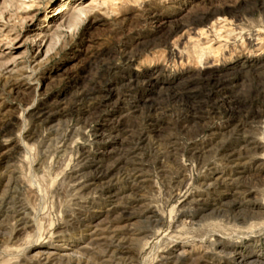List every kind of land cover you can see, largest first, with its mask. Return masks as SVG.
I'll return each mask as SVG.
<instances>
[{
  "label": "rangeland",
  "instance_id": "rangeland-1",
  "mask_svg": "<svg viewBox=\"0 0 264 264\" xmlns=\"http://www.w3.org/2000/svg\"><path fill=\"white\" fill-rule=\"evenodd\" d=\"M0 264H264V0H0Z\"/></svg>",
  "mask_w": 264,
  "mask_h": 264
},
{
  "label": "bare ground",
  "instance_id": "bare-ground-1",
  "mask_svg": "<svg viewBox=\"0 0 264 264\" xmlns=\"http://www.w3.org/2000/svg\"><path fill=\"white\" fill-rule=\"evenodd\" d=\"M63 9H64V8H62L60 5L56 7V11H57V12H60V11H62ZM78 11H79V13H81V14H82V13H83V14L85 13L84 10H83L81 7L78 9ZM94 230H95V229H94ZM48 256H49V255H48Z\"/></svg>",
  "mask_w": 264,
  "mask_h": 264
}]
</instances>
